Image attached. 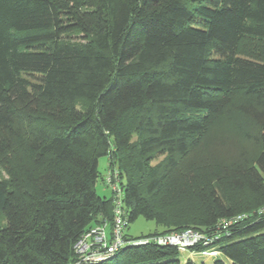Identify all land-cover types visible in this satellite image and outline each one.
I'll list each match as a JSON object with an SVG mask.
<instances>
[{
	"label": "trees",
	"instance_id": "trees-1",
	"mask_svg": "<svg viewBox=\"0 0 264 264\" xmlns=\"http://www.w3.org/2000/svg\"><path fill=\"white\" fill-rule=\"evenodd\" d=\"M245 37L264 40V0H0V264H68L83 233L111 223L112 194L95 188L101 156L119 172L128 223L165 229L129 239L193 228L218 235L212 264H264V57L237 51ZM227 110L253 122L242 133L253 148L183 173ZM180 255L130 245L96 264Z\"/></svg>",
	"mask_w": 264,
	"mask_h": 264
},
{
	"label": "rangeland",
	"instance_id": "rangeland-1",
	"mask_svg": "<svg viewBox=\"0 0 264 264\" xmlns=\"http://www.w3.org/2000/svg\"><path fill=\"white\" fill-rule=\"evenodd\" d=\"M64 36L75 41H82L83 38V34L78 31H70V33H65ZM237 51L255 59H262L264 57V40L245 37L240 41ZM23 76L34 83H39L41 81L39 75L24 73ZM245 98H247V95L237 93L233 97V100L238 102ZM78 106L83 107V102L80 101ZM252 128H254L253 122L248 118L239 114L235 110H227L211 123L198 142L191 147L188 157L180 163L179 169H181L183 173L185 172L189 174L191 177L195 176L194 174H196L197 177V171H207L210 167L215 166L219 160L235 155L239 151V147L240 150H249L250 148H253V143L242 135L244 130H251ZM161 156L162 155L158 151H154L149 158L150 163H156ZM107 164V156L99 157L98 171L100 175L96 181L95 188L100 196H109L110 194V190L104 185L102 180L108 171ZM190 164H194V166L197 167V170L190 171L191 168L188 167ZM7 176V171L0 166V178H6ZM166 192L167 190L165 188V191L158 196L161 203L164 201L167 194ZM162 231H165V229L161 225H157L152 220H147L139 216L134 221L128 223L125 234L135 238L141 235ZM211 248H215L217 251L218 246L214 244L208 246V249ZM188 254L189 252L180 255L181 264H183L185 258L189 257H193L192 259L198 264H212L213 258L217 253L215 252V255L210 256H205L201 252L198 253L199 255L197 254L195 256H189Z\"/></svg>",
	"mask_w": 264,
	"mask_h": 264
},
{
	"label": "built area",
	"instance_id": "built-area-1",
	"mask_svg": "<svg viewBox=\"0 0 264 264\" xmlns=\"http://www.w3.org/2000/svg\"><path fill=\"white\" fill-rule=\"evenodd\" d=\"M103 183L112 194L111 223L106 221L91 227L83 233L73 246L76 259L68 264H96L109 260L119 249L125 246L145 244L174 246L182 254L189 252V256H195L199 252L205 256L215 255V252L219 254L215 248L208 249V246L218 235L207 236L193 228L129 239L125 234L128 218L124 209L123 193L119 185V173L116 168H108ZM260 212H264V207L260 209ZM242 217L244 215H237L228 219L224 218L220 221V226L225 230ZM198 243L206 246V248L204 247L201 250L191 249Z\"/></svg>",
	"mask_w": 264,
	"mask_h": 264
}]
</instances>
